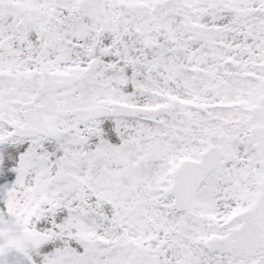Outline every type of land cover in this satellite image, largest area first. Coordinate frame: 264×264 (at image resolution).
Masks as SVG:
<instances>
[{"label":"snow or ice","instance_id":"6c2138e0","mask_svg":"<svg viewBox=\"0 0 264 264\" xmlns=\"http://www.w3.org/2000/svg\"><path fill=\"white\" fill-rule=\"evenodd\" d=\"M0 264H264V0H0Z\"/></svg>","mask_w":264,"mask_h":264}]
</instances>
